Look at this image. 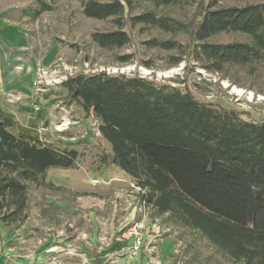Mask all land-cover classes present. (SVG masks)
I'll use <instances>...</instances> for the list:
<instances>
[{
	"label": "trees",
	"instance_id": "1",
	"mask_svg": "<svg viewBox=\"0 0 264 264\" xmlns=\"http://www.w3.org/2000/svg\"><path fill=\"white\" fill-rule=\"evenodd\" d=\"M78 1L86 18L116 23V30L91 33L92 42L102 49L130 43L123 29L128 21L164 33H187L195 43L189 56L209 71L221 73L226 66L264 61L262 3L222 7L224 0H210L188 27L152 11L132 16L133 0ZM145 1L157 7L183 0ZM231 32L250 41L207 42ZM148 45L186 54V45L175 41L154 39ZM130 58L126 55L120 63ZM181 60L173 57L170 66ZM61 87L69 100L99 121V133L111 146L107 166L133 179L144 190L141 199L146 205L197 230L231 259L264 264V121H243L234 111L212 108L189 92L139 76L79 73ZM15 126L14 120L0 114V213L11 204L14 214L21 212L25 182L45 176L49 169L75 168L78 158L73 148L56 149L23 132L12 133Z\"/></svg>",
	"mask_w": 264,
	"mask_h": 264
},
{
	"label": "rangeland",
	"instance_id": "2",
	"mask_svg": "<svg viewBox=\"0 0 264 264\" xmlns=\"http://www.w3.org/2000/svg\"><path fill=\"white\" fill-rule=\"evenodd\" d=\"M133 1L132 16L152 11L192 27L210 0H183L179 4L157 7L149 1ZM259 3L264 4V0H224L219 4L243 7ZM5 26H14L27 34L33 53L42 58L56 45L50 57L55 62L45 68L57 72L50 79L62 82L75 74L100 72L111 76H139L158 85L189 92L197 101L212 108L234 111L243 121H264V61L243 67L226 66L221 73L209 71L203 63L189 56L195 43L187 33H164L128 21L123 29L130 43L121 49H102L92 42L91 33L116 30V23L113 19L86 18L82 2L78 0H0V27ZM154 39L186 45V54L150 48L148 42ZM249 41L248 36L231 32L216 35L207 42ZM126 55H130V61L120 63V58ZM173 57H182L177 66H170ZM45 88L41 92L44 95L36 99L34 106L46 111L42 108L44 104L51 113L63 115L65 112L67 118L77 122L59 137L75 136L78 158L75 168L49 169L45 176L25 182L27 189L21 212L14 214L12 204L3 208L0 247L6 246L11 251L6 264H242L225 255L197 230L146 205L136 189V182L128 175L122 178L125 181L117 180L115 175L119 170L107 167L111 146L97 133L99 121L92 112H85L79 103L69 100L60 83ZM42 118L45 120V116ZM48 125L44 123L42 127ZM18 132L15 126L12 133ZM65 144L49 146L62 149L68 147ZM84 174L89 177L86 184L69 177ZM51 179L65 185L73 183L70 187L77 191L55 186ZM54 200L72 203L77 208L76 213L67 216L62 210L47 212L44 205H53L54 202H47ZM131 228L135 229L136 236L128 235ZM137 242L139 250L133 253L132 246ZM51 247L53 252L48 254L46 250Z\"/></svg>",
	"mask_w": 264,
	"mask_h": 264
},
{
	"label": "crops",
	"instance_id": "3",
	"mask_svg": "<svg viewBox=\"0 0 264 264\" xmlns=\"http://www.w3.org/2000/svg\"><path fill=\"white\" fill-rule=\"evenodd\" d=\"M54 46L55 47L51 48V52H48L45 57L42 58L41 55L33 53L27 34H22L14 26L0 27V114L14 120L19 132H23L35 139L44 141L47 145H60L66 143V146L77 150V146L74 144L77 140L75 136L69 139L60 138L59 135L61 134H57L54 131L53 125L59 121L62 113L60 115L51 113L49 108L45 107L44 104L42 108L47 109L46 111H33L36 99L44 95L43 93L35 94L38 69L48 68L55 62L53 58L50 59V57H53L51 54L56 50V45ZM55 107H57V105H55ZM41 112H44V115H42ZM43 116H45V120L42 121L41 119H43ZM82 121L81 119L80 122ZM44 123H49L48 127L43 128L42 126ZM76 123L77 122H75V124ZM55 135L57 137H55ZM118 170L115 177L117 180H122L126 174L120 169ZM69 177H71L72 180H77L84 184L88 183L87 179L89 178L87 175L85 176V174L78 176L70 175ZM51 181L55 186H62L71 192L75 190L71 188L73 187V183L65 185L66 183H56L52 179ZM53 202V205H44L47 212H52L50 211L51 209L62 210L67 216H73L77 211L76 206L68 201L54 200L47 203L52 204ZM77 202L78 201H76V203ZM52 248L53 247L47 248L46 251L48 254H52L50 253L53 252ZM9 252L11 251L6 246L0 247V264H6V260L9 258ZM43 256L45 255L43 254Z\"/></svg>",
	"mask_w": 264,
	"mask_h": 264
},
{
	"label": "built area",
	"instance_id": "4",
	"mask_svg": "<svg viewBox=\"0 0 264 264\" xmlns=\"http://www.w3.org/2000/svg\"><path fill=\"white\" fill-rule=\"evenodd\" d=\"M56 73L57 72L54 70L40 68L38 70V77L36 79V84H35V94H38V93L45 91L47 89V88H45V86H49L52 84H58V83L61 84L63 81L67 80V77H65L62 82H60L59 79H50L53 75L56 76ZM94 74H96V73H94ZM47 75H48V77H46ZM49 80H51V81H49ZM9 96H11V95H9ZM34 108H35V112L40 111L36 108V106H34ZM63 113L64 114L61 115V118L59 119V121L53 125L54 131L57 134L64 133L65 131H67L69 126H71V124H75V122H76V121H71L70 118H67L66 113L65 112H63ZM97 133L100 134L98 128H97ZM136 189L138 190L139 193H141V194L144 193V190H142L141 188L136 187ZM134 230H135L134 228H131L130 231L128 232V235L134 234L136 236V233H134ZM124 238H127V237L124 235ZM138 244H139V242H137L136 244H134L132 246V249H133L132 252L133 253H136L139 250Z\"/></svg>",
	"mask_w": 264,
	"mask_h": 264
}]
</instances>
